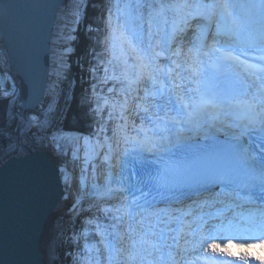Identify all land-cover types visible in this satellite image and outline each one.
<instances>
[{"label":"snow or ice","instance_id":"1","mask_svg":"<svg viewBox=\"0 0 264 264\" xmlns=\"http://www.w3.org/2000/svg\"><path fill=\"white\" fill-rule=\"evenodd\" d=\"M241 6L253 10L259 7V30L242 25L244 34H241L229 27L237 17L236 9ZM180 7L190 15L202 13L201 19L194 21L199 31L180 37L174 31L159 39L149 35L146 40L141 25L137 23L130 36L143 46L153 70L165 77L163 83L188 79L202 86L189 89L183 83L176 84V98L167 105L172 115H168L165 107L161 106L160 111L164 115L155 114L152 137L144 128L137 130V136L144 133L143 139L125 137V143L131 145V150L153 155L160 153L167 160L163 161L162 171L156 180L145 185L147 190H142L141 199L115 208L116 213L123 212V215L105 211L121 222L125 216H130L135 225L133 231L140 235L143 243H148V237L163 242L173 231L179 232L184 239L185 230L191 227V223H196L197 227L188 233L190 239L185 243L199 255L210 242L217 241L212 243L217 249L213 253L217 254L204 258L208 264H264V247H261L259 255L251 251L264 246V223L256 227L242 222L237 227L228 221L224 209L204 211L205 207L213 209L218 204L230 208L226 203L228 193L235 200L236 183L241 173L246 178L259 176L260 199H264V0H260L259 6L255 3H216L214 0L212 3L205 0L182 6L165 3L164 0L158 5L147 2L135 5L141 12L140 19L144 13L149 17L166 16ZM213 19L216 21L214 31ZM185 39L191 47L183 43ZM209 39L211 43H208ZM185 48L186 52L183 51ZM52 109L53 105L49 104L48 112L51 113ZM7 111L8 100L0 99V126L7 120ZM15 111L13 108L14 123ZM20 115L29 126L34 122L37 126L41 118L36 111L31 119L27 111ZM46 122L52 141L46 151L57 161L59 178L60 165L67 161L64 148L68 138L56 134L61 131V126L55 121L48 119ZM35 128H30L26 135L33 137ZM52 145L57 146L58 153ZM112 151L110 147L109 154L104 157V164L109 165V174L103 185L108 196L118 191L111 187L113 182L119 183L122 179L112 173ZM127 152L128 149L125 150ZM71 155L73 160L78 157L77 152ZM45 170L46 161L37 155L31 162V178L37 187L46 181ZM63 179L70 183L72 176L64 171ZM216 190H219V196L215 194ZM205 193L210 195L205 197ZM115 198L119 200L118 196ZM197 209V214L193 215ZM188 217H192L191 223ZM230 248L237 251H230Z\"/></svg>","mask_w":264,"mask_h":264},{"label":"water","instance_id":"2","mask_svg":"<svg viewBox=\"0 0 264 264\" xmlns=\"http://www.w3.org/2000/svg\"><path fill=\"white\" fill-rule=\"evenodd\" d=\"M66 0H0V44L18 79L20 104L32 111L46 97L51 38ZM46 161V181L37 187L31 162ZM57 166L36 150L0 165V264H44L39 250L44 225L63 197Z\"/></svg>","mask_w":264,"mask_h":264},{"label":"trees","instance_id":"3","mask_svg":"<svg viewBox=\"0 0 264 264\" xmlns=\"http://www.w3.org/2000/svg\"><path fill=\"white\" fill-rule=\"evenodd\" d=\"M148 1L149 4L152 2L158 3V0ZM71 7V9L68 8V11L77 13L79 22L71 45V53L68 60L69 67L62 72L63 81L60 83L56 94L49 93L39 108L28 112L30 119L33 118L34 111L39 113L41 117L37 126L35 125V131L32 133L33 137L26 135L28 133V131H25L27 124L20 115L21 112H25L21 108L19 99L20 92L14 93L13 96L10 82L1 72L7 65V60L0 46V99L8 100L7 120L3 126H0V137H2L0 139V165L10 157L22 156L28 152L19 143L21 139L29 149L39 148L43 142L51 139L46 122L48 119L55 121L57 125L61 126V131L56 133L57 135H65L70 138L77 134L90 132L86 125L88 121L86 114L89 112L88 99L91 102L92 99L103 100L104 97L102 94L107 95L106 90L109 88L108 85L104 86L105 89L101 93H97L98 91L96 89L94 90L97 92L91 91L89 87L94 85L92 84L94 81L97 85H102L99 82L103 70L99 69L100 55L97 54L98 56L96 57L95 50V44L99 42V38L97 37L98 33L94 29L99 15L98 11L100 10L101 12L110 14L111 10L113 11L116 7L114 0H75L71 2ZM143 17L144 19L149 18L147 13H144ZM98 48L100 49V47ZM106 66H109L108 61H106ZM97 69L98 73L95 71ZM99 94H101L100 97L98 96ZM49 104L53 105L51 113L48 112ZM13 108L16 110L15 123L13 122ZM96 118L100 119L102 115L97 114L95 115ZM90 119L93 120V117H90ZM103 126L106 127L105 125ZM64 129H71V131H64ZM80 216L68 220L64 229H60L59 226L55 227L54 233L52 234L53 240L50 239V242L45 240V238L42 240L41 250L44 254L45 264H69L70 259L66 256V253H69L72 231L76 229H80L81 231L82 219ZM84 216L87 217L88 213H85ZM90 216L93 218L101 233L108 235V229L111 226L108 224L107 218L101 214L95 216L90 214ZM88 236L90 238L93 237L91 233ZM71 242H73L72 238ZM75 251L79 253L78 250ZM56 255L59 260L56 259Z\"/></svg>","mask_w":264,"mask_h":264},{"label":"rangeland","instance_id":"4","mask_svg":"<svg viewBox=\"0 0 264 264\" xmlns=\"http://www.w3.org/2000/svg\"><path fill=\"white\" fill-rule=\"evenodd\" d=\"M138 2H140V3H144V2H149L148 0H114V3H115V5H116V7H115V9L113 10V11H111L110 12V15L112 14L113 15V17L115 18L114 20H113V17L112 18H107L106 19V21H107V23L108 24H110V22L112 21V24H110L111 25V28H110V32H111V34H110V40H109V45L111 46V45H113L112 47H110V49L111 50H114V51H116V49H115V47H114V35L113 34H115V33H117V32H119V34H123L125 37H130L131 38V36H130V31L135 27V25L137 24V21L138 20H140V17H137V15L140 13V11H138L136 8H135V5L138 3ZM161 2V0H158V3H160ZM167 2H170L171 3V0H167ZM153 3V2H152ZM172 4H173V2H172ZM72 13H74L73 11H72ZM107 13V12H106ZM106 13L105 12H101L100 10L98 11V14H99V17L100 18H103V17H106ZM177 13H179L180 14V11L179 12H177ZM71 15V14H70ZM111 17V16H110ZM154 17V16H153ZM67 18V20H68V17H66ZM155 18V20H156V17H154ZM149 19H152V17H149ZM73 21H74V19H73ZM72 21V22H73ZM59 22V24L60 25H62L61 27L62 28H60V32H58L57 34H60L61 32H64V30L65 31H67L68 32V34L69 33H71V30H70V23L68 22V21H66V20H59L58 21ZM71 22V23H72ZM115 23H118V26H116V24ZM64 24V25H63ZM149 26H150V28L149 29H147V30H143V35H144V37L145 36H147L146 38L148 39V37H149V35H151L152 36V38L153 39H159L160 38V34L162 35V34H164L163 32H161V30L157 27V23L155 22L154 24H152V22H148L147 23ZM187 25L188 24H185V26H182L181 25V27L182 28H180L181 30H180V34L177 36V37H180V36H185V33H188L186 30H184V28H187ZM65 27V28H64ZM62 29V30H61ZM169 30V29H168ZM168 30H167V32H168ZM145 31H147V33L145 32ZM170 31V30H169ZM149 32V33H148ZM146 34H148V35H146ZM54 35V34H53ZM107 35H109V33H107ZM132 39V38H131ZM146 39V40H147ZM99 40H101V37L99 38ZM65 42V41H64ZM132 42H135L136 44H138L136 41H134L133 39H132ZM94 44V43H93ZM103 45V44H102ZM0 46H1V44H0ZM120 47V46H119ZM138 48H141L142 49V52H143V46L142 45H139L138 44V46H137ZM106 48V46H105V44L103 45V48L102 49H104V51L106 52V56H104V57H107V59H109L110 58V52H111V50L109 49V51L107 50V48ZM99 48H98V46H97V48H96V51L98 50ZM134 50L137 52V53H140L136 48H134ZM53 51V49H51V52ZM144 53V52H143ZM64 54L65 55H67L68 54V52L66 51V48L64 49ZM62 55V54H61ZM63 57H64V55H63ZM145 57H148L146 54H145ZM62 59V58H61ZM136 59H138V58H136ZM106 61L107 60H105V64H100V66H104V67H107L106 66ZM132 61H134L133 59H132ZM56 63V64H55ZM64 62H63V59L62 60H58V61H54L52 64H55V65H57L56 67H55V70H54V73H53V76L52 77H54L53 79L55 80V82H56V78H55V74H56V72L58 71V73H59V70H58V67L59 68H61L60 69V76L57 78L58 79V81L54 84V83H52V87H51V79H52V77H50L49 78V87H48V89H47V91L49 90L50 92H51V94H56V92L58 91V89H59V87H60V83L62 82V79H61V75H62V72H63V70L65 69V67L63 66V67H61L60 65H62ZM146 65V67H147V69L150 71V67H149V64H145ZM151 66V65H150ZM66 67H69V65H66ZM117 67V66H116ZM116 67H115V65L114 66H108V69H106L105 68V70L104 71H106V72H112V70L113 69H116ZM64 68V69H63ZM151 68L153 69V67L151 66ZM108 70V71H107ZM2 72V74L3 75H5L6 77H7V79L9 80V82H10V86H11V89H12V92H13V96H14V93H17V92H20V87H19V84H18V79H17V77L15 76V75H13L14 73L10 70V68H9V65H8V63H7V65L5 66V68L1 71ZM53 72V71H52ZM51 73V72H50ZM123 74H125V72H123L121 75L123 76ZM126 75V74H125ZM109 80H111V79H109ZM152 80H151V78H150V82H151ZM58 82H60L59 84H58ZM58 84V85H57ZM54 86H55V88H54ZM55 89V90H54ZM124 91V90H123ZM53 94V95H54ZM109 95H113L112 93H110L109 92ZM43 102V101H42ZM41 102V103H42ZM106 103V102H105ZM115 105V103L113 102V104H112V106H114ZM40 107V106H39ZM38 107V108H39ZM101 108V107H100ZM36 109V108H35ZM28 112H30V111H28ZM108 112H112V111H108ZM113 112H115V111H113ZM110 114V113H109ZM134 117V116H133ZM35 126L33 125H31V126H29V125H27L26 127H25V131H30V128H34ZM117 138V137H116ZM21 145H22V148H25V145H23L24 144V142H23V140L21 139L20 140V142H19ZM47 143L48 144H50L49 143V141H47ZM70 145L72 144L71 142L69 143ZM78 147V146H77ZM79 148V147H78ZM31 150V149H30ZM81 152V151H80ZM68 158L69 159H71V157L70 156H68ZM232 206H234V205H232ZM248 207H250V206H248ZM59 208L60 209H62V210H59V212H58V210H56V212H57V214L58 213H60V211L62 212V211H64L65 212V210L67 209L64 205H62V204H60L59 205ZM214 209V208H213ZM209 211V210H211V209H208L207 207H205L204 208V211ZM250 210V209H249ZM78 211V210H77ZM71 213V212H70ZM52 215L51 216V220H50V223H48L47 225H49V227H47L46 228V231L43 233V235H42V240L45 238V240H48L49 242H50V239H51V237H52V234L54 233V230H55V228L54 227H56V226H58V224L59 223H63L64 224V221H65V219L67 218V216H70L71 217V215H67V214H65V215H63L62 217H60L59 215H61V214H58V215ZM197 214V212H196V210H194V212H193V215H196ZM239 214H241L242 216H244L245 218H247L246 217V215H249L248 213H244L243 211H241V210H239L238 212L237 211H233V212H230L229 213V217L232 219L230 222L231 223H234V222H238V221H241L240 219H239ZM233 216H235V217H233ZM253 216V215H252ZM263 216V215H262ZM61 218V219H60ZM252 218V217H251ZM63 219V220H62ZM87 219L88 218H86V219H84L85 220V223L87 224L86 225V229L85 230H87L88 231V227L90 226L89 225V222L87 223ZM110 219L112 220V221H114L113 220V218L110 216ZM248 219H250L249 217H248ZM62 220V221H61ZM187 220L190 222L191 220H192V217H188L187 218ZM63 226L62 225H59V228L60 229H63L62 228ZM91 227H92V225H91ZM95 227L93 226L92 227V229H94ZM129 228H132L131 230H128ZM135 228V225H133L132 223H130V225L128 226H124L122 229H121V233H116L117 234V237H118V240H117V242H116V240L114 239V238H111V240L110 241H108V242H106V247H104L105 248V252H104V254H105V258H102V256H104V254H102L101 255V253H103V252H101V251H99V248L97 247H95L94 246V244L93 245H91V244H87V243H85L84 244V248L85 249H83V255H80L78 252H76L75 250H77L75 247L73 248V250L77 253V256H78V264H101V263H103V262H107L108 264H114L115 263V261H116V258H115V251L116 250H118L119 252H120V249L118 248V249H116V245H117V243H118V241H122L123 240V242L125 243V245L127 246V250H125L128 254L129 253H131L132 252V254L136 251H134L133 250V248L135 247L136 249H138V248H141V250L142 249H144V251H143V253H142V257H145L144 258V260L141 262V260H139V261H137V262H135V261H133V260H130V262H128V264H159L158 263V248H159V245L158 244H156L157 243V241H159V240H157L156 238H153V237H148L147 238V240H148V242L149 243H142L141 242V240H140V235L139 234H137V232H134L133 231V229ZM187 230V231H186ZM185 230V232H184V234L186 233V232H190L191 230H192V226L190 227V228H188V229H186ZM58 232V231H57ZM133 232H134V234H133ZM58 234V233H57ZM97 234L100 236L101 235V231H100V229H98V232H97ZM180 234V233H179ZM183 234V235H184ZM106 237H107V234H106ZM152 241V242H151ZM152 244H156L157 246H156V249L157 250H155L154 251V247H152L151 245ZM147 246V247H146ZM94 247H95V250L97 251L96 253H95V250H94ZM157 251V252H156ZM159 254H160V252H159ZM114 256V257H113ZM156 257V258H155ZM75 258V257H74ZM112 258V259H111ZM104 259V260H103ZM109 259H111V260H109ZM134 262V263H133ZM151 262V263H150Z\"/></svg>","mask_w":264,"mask_h":264},{"label":"bare ground","instance_id":"5","mask_svg":"<svg viewBox=\"0 0 264 264\" xmlns=\"http://www.w3.org/2000/svg\"><path fill=\"white\" fill-rule=\"evenodd\" d=\"M73 1H75V0H72V2ZM209 1L210 0H207V2L209 3ZM251 1L252 0H249V4H252L251 3ZM232 2H233V0H232ZM67 3H69V0H67ZM71 14V15H70ZM62 15V14H61ZM60 14L58 15V18H61L62 16H61ZM66 17H68V20H67V18ZM157 17H159V18H164V16H157ZM192 17H191V15L189 14V12H186V14L183 16V18L182 19H180V22H179V26H180V28H182L181 27V25L182 26H185V24H189L188 23V20L189 19H191ZM73 19H74V16H73V13H72V11H67V13H66V16H64L63 17V20H66V21H68L69 23H71L72 21H73ZM115 18H113V20H114ZM198 20H200V19H198ZM198 20H196V21H198ZM192 21H194V20H192ZM244 22V21H243ZM161 24L162 23H159V25L157 26L159 29L161 28ZM64 25V24H63ZM62 26V25H61ZM61 26H58V22H57V26H56V32L54 33V35L52 36V38H51V49H53V51L52 52H50V61H51V63H53L55 60L56 61H58V60H62L61 58L63 57V54H62V50H63V47H64V40L66 41V38H65V35L63 34V33H61V34H57L58 32H57V29L59 28V27H61ZM65 28V27H64ZM62 30V29H61ZM104 30V29H103ZM60 32V31H59ZM64 32L65 33H67V31H65L64 30ZM187 32H189V31H187ZM104 33L107 35V31L106 30H104ZM206 33V32H205ZM186 34H188V33H186ZM207 34V33H206ZM116 35H117V37L118 38H121L120 39V41H121V44L123 45V46H121L122 47V49L124 50V52H127L128 51V49L129 48H127L125 45H126V42L122 39V36H124L123 34H119V32H117L116 33ZM67 36H69V34L67 35ZM128 41H131V40H128ZM185 41V40H184ZM130 44H131V42H129ZM179 46V45H178ZM188 47H190L189 45H188ZM106 48H107V50L109 51V49H110V47L109 46H106ZM105 48V49H106ZM111 50V49H110ZM1 51H3V50H1ZM135 51V50H134ZM183 51H187V48H185V49H183ZM136 52V51H135ZM114 53H115V51L114 50H111V52H110V57H112L113 55H114ZM62 54V55H61ZM126 57L128 58V61H132V59L135 61V59L136 58H138L139 56L138 55H130V54H126ZM135 58V59H134ZM106 59H107V57H106ZM110 59V58H109ZM115 60L116 61H114V62H111L110 60H107L108 62H109V66H114L115 65V67L118 65V66H120V62L117 60V58H115ZM136 62V61H135ZM56 64V63H55ZM55 64H53V65H55ZM147 64V63H146ZM61 66V65H60ZM64 67H65V69L64 70H66L67 69V67H66V65H64ZM149 67H150V71L152 70V68H151V66L149 65ZM52 70H54V69H52ZM52 70L49 68V73H48V77H52L53 76V72H52ZM113 71H115V69H113L112 70V72ZM51 72V73H50ZM14 75V74H13ZM59 76L58 75H56V79L58 78ZM54 77H52V79H51V87L53 86L52 85V83H56L55 82V80L53 79ZM120 80H121V77H118ZM19 84V83H18ZM58 85V84H57ZM48 87H49V81L47 82V89H48ZM54 88H55V86H54ZM152 89V88H151ZM150 89V91H152ZM55 90V89H54ZM107 93V95H109L108 94V92H106ZM114 95V94H113ZM50 96V95H49ZM158 102H161L160 100H157ZM113 104V103H112ZM154 104V103H153ZM41 105V104H40ZM39 105V106H40ZM154 105H156V104H154ZM38 106V107H39ZM38 107H36V108H38ZM157 108V107H156ZM110 114L112 113V112H109ZM149 116H153V113L150 115L149 114ZM132 119L134 120L135 119V117H133L132 116ZM129 120H130V117H129ZM35 123V122H34ZM32 124V126L34 125L35 126V124ZM147 124H148V121H146V123H145V131H146V133L147 132H149L150 131V129H151V125L149 126V127H146L147 126ZM106 128H107V126H106ZM112 130H113V128H111ZM35 135V134H34ZM26 136V135H25ZM35 139V138H34ZM88 139L89 140H91V138H89L88 137ZM117 139V138H116ZM27 143V142H26ZM96 145V144H95ZM27 146V145H26ZM79 147V146H78ZM99 148H104V144L103 145H99L98 146ZM126 147H128V148H130L131 146H126ZM31 149V148H30ZM47 149V148H46ZM79 149V151H81L80 153H85L84 151H83V149L81 150V148H78ZM33 152L34 151H36V148L35 149H31ZM57 153L59 152V150H55ZM72 152H75V149H73V148H70V149H64V154H65V156L67 157V159H68V161H71L72 163H73V165L72 166H75V163L77 162V159H75V160H73V158H72V155H71V153ZM116 152V154H117V156L118 157H120V153H121V151H119V152H117V151H115ZM25 153V152H24ZM78 153V152H77ZM68 156H70L71 157V159H69L68 158ZM14 157V156H13ZM79 157H81V155H79L78 154V159H79ZM4 161V160H3ZM51 162H53L52 161V159H51ZM55 162V161H54ZM53 162V164L55 165V166H57L55 163ZM61 165H65V164H61ZM60 165V166H61ZM65 168H67V167H65ZM69 172H71V170H68ZM60 177V176H59ZM60 187H61V185H60ZM63 191V190H62ZM62 199V201H61V203L60 204H62V205H64L65 207H67L66 206V204H68V201L67 200H65V198L63 199V197L61 198ZM59 204V205H60ZM59 205L57 206V208H55V210H54V212H53V215H56L57 214V212H56V210H58V212H59V210H62V209H60L59 208ZM61 212V211H60ZM103 212H105V211H103ZM107 213V212H106ZM226 216L228 217L229 216V213H227L226 214ZM127 221H128V223L126 224V226L128 225H130V223H132V221L130 220V219H128L127 218ZM117 226H118V224H117ZM132 228H129L128 230H131ZM174 235H175V231H173L171 234H169V236H168V238L165 240V242L159 247V252H167V249H166V244H169V243H171L172 244V241H173V238H174ZM140 237V236H139ZM41 240H42V236H41ZM152 242V241H151ZM143 243V242H142ZM149 243V242H148ZM147 247V246H146ZM155 249H156V247H154ZM157 250V249H156ZM117 252H119L118 250H116ZM47 258V257H46ZM156 258V257H155ZM160 263H161V261H159ZM151 263V262H150ZM165 264V263H164Z\"/></svg>","mask_w":264,"mask_h":264},{"label":"clouds","instance_id":"6","mask_svg":"<svg viewBox=\"0 0 264 264\" xmlns=\"http://www.w3.org/2000/svg\"><path fill=\"white\" fill-rule=\"evenodd\" d=\"M261 247H264V246H258V247H256V248H258V249H260L261 250ZM259 255V254H258Z\"/></svg>","mask_w":264,"mask_h":264}]
</instances>
